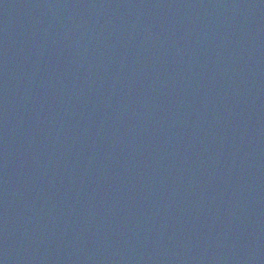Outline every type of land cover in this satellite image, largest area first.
Returning a JSON list of instances; mask_svg holds the SVG:
<instances>
[{"label": "water", "instance_id": "obj_1", "mask_svg": "<svg viewBox=\"0 0 264 264\" xmlns=\"http://www.w3.org/2000/svg\"><path fill=\"white\" fill-rule=\"evenodd\" d=\"M0 264H264V0H0Z\"/></svg>", "mask_w": 264, "mask_h": 264}]
</instances>
